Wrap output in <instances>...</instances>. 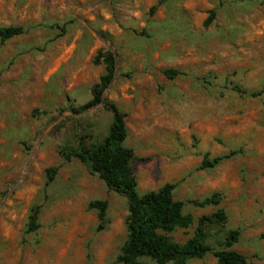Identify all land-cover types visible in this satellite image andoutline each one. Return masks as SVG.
Returning <instances> with one entry per match:
<instances>
[{"label": "rangeland", "instance_id": "rangeland-1", "mask_svg": "<svg viewBox=\"0 0 264 264\" xmlns=\"http://www.w3.org/2000/svg\"><path fill=\"white\" fill-rule=\"evenodd\" d=\"M8 27L24 33L0 40V264H113L121 253L128 200L68 160L82 139L93 149L109 135L106 102L125 115L138 194L173 184L194 218L173 240L186 243L208 218L215 251L240 230L232 250L264 264V0H0V29ZM107 52L114 79L82 111ZM232 152L201 169L205 155ZM214 194L219 206L191 203ZM98 201L107 203L101 231L90 209ZM186 264L218 263L209 254Z\"/></svg>", "mask_w": 264, "mask_h": 264}, {"label": "trees", "instance_id": "trees-1", "mask_svg": "<svg viewBox=\"0 0 264 264\" xmlns=\"http://www.w3.org/2000/svg\"><path fill=\"white\" fill-rule=\"evenodd\" d=\"M214 18L215 14L211 12L207 24H210ZM23 33L22 28H2L0 29V40L6 42ZM102 58L106 74L95 86L94 99L82 107V111L101 103L104 90L111 85L114 79L116 60L113 53L107 52ZM100 61L101 57L97 56L94 63L99 64ZM165 74L168 78L175 79L180 72L167 70ZM262 94L263 92H256L253 96L257 97ZM105 108L114 114L109 135L93 149L88 148L82 139L77 150L68 156V160L76 157L88 166L92 173L98 175L110 190L128 200L129 216L126 220L128 239L113 264H140L145 258L156 264H186L190 260L203 259L209 254L216 258L218 264H248L245 256L232 250L239 241L240 230L228 233L223 250L215 251L206 243L205 221L209 220L208 218L202 219L195 236L186 243L180 244L173 240L172 235L180 229L190 228L194 223V218L189 214H184L185 204L183 202L174 199L175 185L173 184H167L158 191L149 192L144 196L138 194L133 168L135 153L124 145L128 137L125 115L114 104L106 102ZM234 155L236 152L212 160L209 159V155H205L201 169L216 168ZM55 173L56 170H49V182L53 181ZM191 203L199 208L219 206L221 196L214 194L203 201H191ZM90 209L99 212L98 230H103L107 203L99 201L91 203ZM213 217L217 224L222 225L226 224L228 219L223 209H218ZM34 228L35 221L33 220L30 230Z\"/></svg>", "mask_w": 264, "mask_h": 264}]
</instances>
